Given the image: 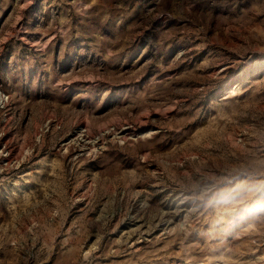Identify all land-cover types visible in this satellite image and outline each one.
Returning <instances> with one entry per match:
<instances>
[{"label":"rangeland","instance_id":"1","mask_svg":"<svg viewBox=\"0 0 264 264\" xmlns=\"http://www.w3.org/2000/svg\"><path fill=\"white\" fill-rule=\"evenodd\" d=\"M0 264H264V0H0Z\"/></svg>","mask_w":264,"mask_h":264}]
</instances>
